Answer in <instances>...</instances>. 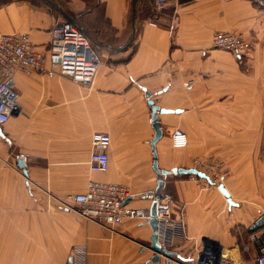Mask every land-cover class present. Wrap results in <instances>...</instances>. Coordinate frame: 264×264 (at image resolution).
Instances as JSON below:
<instances>
[{
  "label": "crops",
  "instance_id": "1",
  "mask_svg": "<svg viewBox=\"0 0 264 264\" xmlns=\"http://www.w3.org/2000/svg\"><path fill=\"white\" fill-rule=\"evenodd\" d=\"M63 19L90 39L99 73L91 88L39 72L16 76L21 111L0 133V264H71L76 246L86 248L87 264H154L150 224L103 226L62 206L92 181L127 187L133 208L172 197L185 237L174 260L161 256L155 264H197L207 245L234 264H254L241 229L264 219V0H179L159 13L155 0H0V37L29 34L37 51H47ZM217 32L252 43L243 64L213 47ZM150 100L174 111L159 113V169H193L202 156L221 157L233 207L202 179H161ZM219 118L216 126L208 122ZM178 128L188 139L182 149L172 146ZM99 133L111 137L106 173L89 167Z\"/></svg>",
  "mask_w": 264,
  "mask_h": 264
},
{
  "label": "built area",
  "instance_id": "2",
  "mask_svg": "<svg viewBox=\"0 0 264 264\" xmlns=\"http://www.w3.org/2000/svg\"><path fill=\"white\" fill-rule=\"evenodd\" d=\"M178 2L179 0H156L155 8L159 13L170 4ZM150 25L157 26V23L152 19ZM212 45L234 54L239 64L244 63L253 49L252 43L243 34L235 32L215 33L212 37ZM100 64V56L90 39L70 19L55 23L51 29V41L46 52L34 48L29 34L2 35L0 37V127L21 111L19 94L14 88L16 76L20 72H39L49 77H62L81 87L91 88L99 73ZM193 84V80L188 81L185 89L191 91ZM110 144L109 134L94 135L89 161L92 172L106 173L109 170L110 157L107 149ZM187 144L186 133L180 128L176 129L172 135V146L182 149ZM19 159L27 162V156L24 154H21ZM204 173L211 178L214 187L223 184L225 180V176L214 179L207 172ZM133 198L131 191L123 185L92 181L84 194L70 197L69 204L62 206L66 210L75 209L83 219L103 226L117 227L126 221L150 224L154 219L151 209L130 207L128 202ZM154 202H157L155 219L158 223V243L162 248L172 251L178 239L185 237L184 220L181 215L173 216L174 202L169 195H164L162 199ZM246 248L247 251L250 248L255 251L254 264H264V227L249 232V245ZM87 255L85 247H74L71 264H87ZM197 264L234 263L223 250L218 252L207 245L200 251Z\"/></svg>",
  "mask_w": 264,
  "mask_h": 264
},
{
  "label": "water",
  "instance_id": "3",
  "mask_svg": "<svg viewBox=\"0 0 264 264\" xmlns=\"http://www.w3.org/2000/svg\"><path fill=\"white\" fill-rule=\"evenodd\" d=\"M150 97V96H149ZM149 106L152 108V123H153V129L155 131V137L153 139V141L151 142V146L153 148V152H154V157H155V162H154V169L155 171L161 176V179L170 176V175H189V176H196L199 179H204L206 180L210 185H215L213 183V181L211 180V178L204 173L203 171H200L196 168L193 169H181V168H175L171 171H163L160 170L158 167V161H157V153H156V143L162 138L163 136V132L161 130V123L159 120V113L160 114H171L174 113V111L172 110H166V109H161L160 107H158L157 105H155V102L153 100L149 101ZM2 129L0 127V133H1ZM21 167L25 168L26 165H22ZM165 187V183L162 181L159 182V188H158V194H161L162 190ZM218 190L220 191V193L227 199L229 205L231 207H233L235 205V203L233 202L231 195L229 194V192L227 191V189L224 187V184H220L218 186ZM164 197V196H163ZM163 197H158L157 200L162 199ZM129 203V202H128ZM156 210H157V202L153 203V206L151 208V214L153 216V220L150 222V226L152 228L153 231V237H152V250L155 252V256L153 257V259H151L152 263H159L160 262V258L161 256L165 257L166 259H168L169 261L174 260L178 255L177 253H174L173 251L168 250L167 248H162L157 240V226L158 223L155 219L156 216ZM264 227V219H260L250 230L249 232H254L260 228Z\"/></svg>",
  "mask_w": 264,
  "mask_h": 264
},
{
  "label": "rangeland",
  "instance_id": "4",
  "mask_svg": "<svg viewBox=\"0 0 264 264\" xmlns=\"http://www.w3.org/2000/svg\"><path fill=\"white\" fill-rule=\"evenodd\" d=\"M222 119H209L210 125L221 124ZM194 165V168L201 170L203 172H207L209 175L213 176V178H219L221 176H225L228 178L230 172L227 165L224 164V161L221 157H214L212 155H205L200 157ZM249 240V237H248Z\"/></svg>",
  "mask_w": 264,
  "mask_h": 264
},
{
  "label": "trees",
  "instance_id": "5",
  "mask_svg": "<svg viewBox=\"0 0 264 264\" xmlns=\"http://www.w3.org/2000/svg\"><path fill=\"white\" fill-rule=\"evenodd\" d=\"M156 1V0H155ZM242 233H243V240L245 241V243L247 244L249 242L248 240V236H249V231L248 230H244L243 228L241 229ZM237 233V232H236ZM238 235V233H237Z\"/></svg>",
  "mask_w": 264,
  "mask_h": 264
}]
</instances>
